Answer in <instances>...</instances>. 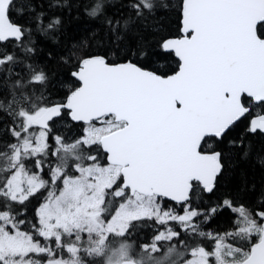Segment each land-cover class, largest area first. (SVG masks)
I'll return each instance as SVG.
<instances>
[{
  "label": "snow or ice",
  "instance_id": "1",
  "mask_svg": "<svg viewBox=\"0 0 264 264\" xmlns=\"http://www.w3.org/2000/svg\"><path fill=\"white\" fill-rule=\"evenodd\" d=\"M109 6L86 11L117 39L167 7L126 0L121 20ZM179 11L181 35L158 44L160 59L177 58L172 74L72 53L79 86L56 101L30 62L31 29L13 20L24 8L0 0V264H264V198L211 202L216 146L244 121L264 133V0H181ZM225 209L230 226L207 230Z\"/></svg>",
  "mask_w": 264,
  "mask_h": 264
},
{
  "label": "trees",
  "instance_id": "2",
  "mask_svg": "<svg viewBox=\"0 0 264 264\" xmlns=\"http://www.w3.org/2000/svg\"><path fill=\"white\" fill-rule=\"evenodd\" d=\"M17 3L24 8V13H17L13 20L31 29V47L35 51L30 56V62L47 73L49 83L46 94L53 100H63L74 87L79 86L71 76L78 63L72 53L100 55L109 63L131 60L148 70H159L162 74L170 75L176 68L173 55L167 59L159 58L158 44L163 38L181 35V0H161L167 7L159 8L145 20H133L128 30L120 33V39L109 30L103 16L94 18L88 14L86 9L91 7L93 0H17ZM108 3L110 6L106 13L109 18H127L126 0H108ZM41 14L45 24L52 18L59 19L60 24L55 31L40 30L36 17ZM0 120L7 122L3 117ZM0 136H3L2 130ZM3 138L8 139L6 136ZM231 141L236 144L243 142L244 151L238 150ZM216 150L222 152L223 170L211 202L218 197H228L237 204L253 206L259 203L264 198V134L249 132L248 122L244 121L230 131ZM207 197L208 194H205L206 200ZM40 199H33L29 205V218H32L31 213ZM232 215L225 209L206 225V229H227ZM151 231V228L138 230L139 239L149 238Z\"/></svg>",
  "mask_w": 264,
  "mask_h": 264
},
{
  "label": "flooded vegetation",
  "instance_id": "3",
  "mask_svg": "<svg viewBox=\"0 0 264 264\" xmlns=\"http://www.w3.org/2000/svg\"><path fill=\"white\" fill-rule=\"evenodd\" d=\"M173 57H174V55H173ZM174 62H175V64H176V67H177V59H176L175 57H174ZM175 69H176V68H175ZM171 74H172V73H171ZM169 203H170V202H169ZM177 210H179V209H178V206H177ZM151 235H152V231H151V234H150V236H151ZM150 236H149V237H150Z\"/></svg>",
  "mask_w": 264,
  "mask_h": 264
},
{
  "label": "water",
  "instance_id": "4",
  "mask_svg": "<svg viewBox=\"0 0 264 264\" xmlns=\"http://www.w3.org/2000/svg\"><path fill=\"white\" fill-rule=\"evenodd\" d=\"M175 57V56H174ZM176 58V57H175ZM177 59V58H176ZM107 60V59H106ZM74 78V77H73ZM75 79V78H74ZM77 81V80H76ZM78 82V81H77ZM79 83V82H78ZM262 134H264V133H262ZM222 170H223V168H222Z\"/></svg>",
  "mask_w": 264,
  "mask_h": 264
}]
</instances>
